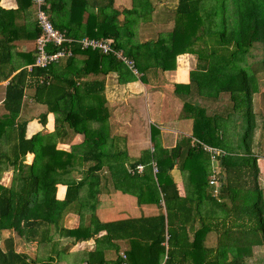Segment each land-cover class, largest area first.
Returning a JSON list of instances; mask_svg holds the SVG:
<instances>
[{"label": "trees", "instance_id": "trees-1", "mask_svg": "<svg viewBox=\"0 0 264 264\" xmlns=\"http://www.w3.org/2000/svg\"><path fill=\"white\" fill-rule=\"evenodd\" d=\"M99 1L103 4L94 9H100L102 19L94 9L87 11V0H71L66 26L54 18L61 0H46L45 9L53 26L70 38L112 39L115 50L134 60L144 82L154 83L158 73L175 70L179 55H194L189 82L175 83L173 89L181 115L191 120V135L174 147H163L159 129L151 124L154 152L147 150L129 163L125 138L113 134L119 127L109 121L105 77L116 74L120 84L135 77L132 71L115 53L83 50L75 42L64 45L72 55L29 70L34 52L13 49L15 40H36L41 33L32 1L16 0L15 9L0 6V82L7 80L0 113V176L10 170L15 175L10 185L0 183V264H51L52 259L36 261L17 251L12 236L2 239L3 230L15 231L26 243L94 238L95 248L86 257L89 264H249L254 246L264 248V188L257 165L264 156V110L255 107L256 96L264 98V84L248 56L258 50L264 72V0H175L174 8L164 7L157 15L162 23L173 21L171 30L142 43L132 40V25L138 19L151 21V0H133L122 20L113 0ZM18 17L28 22H17ZM73 25L83 32L73 31ZM15 55L21 59L19 66ZM184 74L179 70V76ZM30 99L41 109L37 120L43 128L48 114L54 115L53 131L27 136L29 119L19 116ZM209 101L222 109L208 108ZM132 117L133 128L141 127L134 120L140 122L141 116ZM77 135L81 142L74 141ZM193 138L224 151L216 193L209 183L210 156L199 142L191 144ZM27 154H33L31 163L25 162ZM153 161L156 179L150 174ZM127 163L144 164L145 173L131 175ZM175 164L189 170L194 200L178 194L169 174ZM73 170L81 177L71 180ZM127 179L138 204H154L156 214L99 220L91 201L109 181L115 190L124 184L130 189ZM61 182L67 186L63 200L56 197ZM83 187L88 188L85 200L79 195ZM76 199L80 210H90L89 217L67 229L60 220ZM203 204L209 209L202 211ZM101 231L105 233L95 237ZM208 233L216 234L214 244L207 243ZM118 241L127 243L125 257L118 253ZM54 245L52 253L60 254ZM106 247H115L114 260L105 259Z\"/></svg>", "mask_w": 264, "mask_h": 264}, {"label": "crops", "instance_id": "crops-1", "mask_svg": "<svg viewBox=\"0 0 264 264\" xmlns=\"http://www.w3.org/2000/svg\"><path fill=\"white\" fill-rule=\"evenodd\" d=\"M61 1L63 2V6L60 10H56L54 12L55 14L54 18L58 24L66 26L68 24L70 17L71 0H61ZM98 1L87 0L88 3L87 11L93 10L94 6L97 5L99 6L103 4L100 1L99 2ZM151 3L153 5L151 21L146 22L141 19L136 20L135 23L137 25H135V27L137 28V31L133 32V35L131 36L132 40L135 37V35L141 36V38H138L140 43L148 40H156L157 37L159 36V33H161V30H159V26L162 27V30L167 29L168 31H170L171 28L173 27V21L168 23H162L158 20L157 15L159 13H163L162 9L164 7L174 8L176 6V1L151 0ZM0 6L8 10V9H15L17 7V4H16V0H0ZM132 6H133V0H113V8L120 11V16H119L120 20L124 18L125 11L130 10ZM134 6H136V4ZM96 11L98 12V14L100 13V16L98 15L99 19H102L103 15L100 12V9L99 11L95 10V12ZM86 14L87 12H85L83 22H85ZM27 18L28 20L31 21L29 17ZM17 22L23 23L28 21H26L24 17H18ZM73 28H74L73 31L77 32L78 34L83 32L82 31L83 28L81 26L77 27V25H73ZM34 44H35V40H15L14 41L15 47L13 49V52H21V51L34 52ZM188 56L186 55L178 56V62L180 57L185 59V60L183 59L184 60L183 64L186 66L185 67L186 70L181 69V71H186V74L177 77L175 80L174 79L170 80V77H172L171 75L174 74V72H177L172 70V71H164L163 73L160 74L158 73V76L155 79L156 81L154 83L153 82L148 83L147 80L146 82H142V83L140 82V84H142L144 88V91H143V98L141 99L139 105V109H141V107L144 105L146 114L145 116L143 115V113L140 114L141 115L140 122H138L139 120L137 118L134 119L135 122L140 123L139 125H141V127L136 126L137 128H133L134 125L132 123L133 113L135 115L136 114L138 115L136 109L133 106L134 102L132 98L133 97L132 89L126 88L127 90L125 89V91H121L120 87L118 86L119 83L117 82V75L113 73L106 75L107 77L105 78L107 79L106 83L108 84V86L105 92H106V98L108 100V106L111 109V115L109 121L113 126L118 125L119 127V129L117 128L113 129V134L125 138L124 142L127 143L125 144L127 148V155L130 158L129 163L135 162L147 150L151 153L154 152V145L152 144L149 135L151 124L155 125L159 129L160 131L159 140H160V144L163 147H167V148L174 147L181 140L182 137H188L191 135V120L181 115L182 105L180 104L178 99L175 98V95L173 93L175 83H188L190 80L191 68L188 65L189 60L188 59L186 60V57ZM15 57H16L15 59H18L17 55H15ZM20 60L18 59L14 61L16 63L15 64L16 66H19L21 64ZM179 65L180 64H178V66ZM179 69L180 68H178L177 70ZM176 76L178 75L176 74ZM181 78H183V81H181ZM6 83L7 80L0 82V113L4 112V109H2L3 108L2 100L4 97V90ZM128 102H129V109L126 108ZM164 102H166V104H164ZM30 106H33L34 108L32 99L24 103L19 119H23L27 117L26 116L27 114H24V110L26 107H30ZM125 116H130V119H126ZM27 118L29 119L28 130L30 131L31 124H33L31 123L32 120L34 119L37 120V118H32V119H30L29 117ZM50 121L52 124V128L46 132H51L54 129V115L52 113L48 114L47 116V124L50 123ZM257 134L259 133L257 132ZM27 136L29 137L31 135H27ZM76 137L79 139L76 140L75 139ZM76 137L74 138V141L81 142L82 140L81 136L77 135ZM191 144H192V140H191ZM207 153L210 156V153L209 152ZM27 156H32L31 158L33 160V154H27ZM261 159H264V156L260 157L257 160V165H258V161ZM261 161H263L262 164H264V160ZM210 163L212 165L211 175H210L211 177L214 169L219 168V171H221V168L219 165L220 163L219 161L215 162L211 160ZM138 164H142V163H137L136 165ZM136 165L130 166V164L128 163L126 164L127 171L131 175L142 174L144 172L145 166L144 164H142L143 170L141 173H137V172L131 173L130 169H134ZM151 165H152V169L150 174L156 179L155 176L157 171L153 170L154 165L156 166L155 161H153ZM103 172L106 173V170L104 169ZM73 173L75 174L74 177L76 179L81 177V174L79 173L78 170H73ZM259 173H260V168H259ZM169 174L171 175L173 182L177 187L178 194L181 197H189L192 198V200H194L195 196L190 195L192 194V186L189 181V170H181L179 166L175 164L173 168L170 170ZM262 175H264L263 171H261V174L258 175L259 185L260 182L262 183V185L264 184ZM222 176L224 175H221V177ZM126 182L128 183L130 189H127V185L124 184L126 188H124V185L121 186L120 188L123 190V193H121L122 191L121 189H119L121 191L111 190L112 184L111 181H109L107 185L104 188H102V192L98 194V196L91 201L93 203V206L95 207L96 203L94 202L96 199H98L97 200L98 204L95 207L94 214L99 220L103 222H107V221L119 220L124 218H130V217H139L142 214L144 215L156 214L158 210L156 208L157 206L155 207L154 204H149V203L141 204V205L138 204L136 198L137 194L134 193L135 196H133L131 195L132 192H130L132 190L130 186V183L132 181L128 182L127 179ZM60 188H61V194L58 195ZM66 190H67L66 184H64V182L59 183L57 185L56 197L60 200H63L66 194ZM128 190H130L129 193L125 192ZM87 194H88L87 187H83L79 192V195L80 197H82V200H85V196L87 197ZM160 195H162V193H160ZM88 200L90 199L88 198ZM77 202H79V199H76L73 202V204H71V207L65 211L64 215L62 216V219L60 220L61 226L67 229H72L77 227L81 221L87 220V218L89 217L90 210L87 208V206L82 207V209L80 210L81 204H78ZM160 203L163 206L164 203L162 200ZM84 205H86V202H84ZM200 207L202 211H205L206 204H203ZM68 214L73 215V217L67 216ZM74 216H76L79 220L77 224L74 223ZM196 227L197 226H195V228ZM3 231H9L7 232L8 235H6V237L12 236L14 239L17 238L18 240H22L23 243L28 245L35 244V246H39V250L40 247L43 248L46 247L47 253L36 254L37 256L40 255V257L33 256L32 258L38 261V260H46L47 258L52 257V259L50 260L51 264H89L86 261L87 253L89 251H93L95 248L94 238L77 241L74 240L73 238L64 236V237H59L60 240L53 238L51 240H45L44 242H39V243L38 242L26 243L21 237L17 236L15 231L13 230H3ZM104 233H105L104 231H101L98 234H96L95 237H99ZM14 234L16 235V237ZM214 236H216V234ZM212 237H213L212 233H208L206 237L207 243L208 240H210ZM54 243H57V247L60 250V254L58 255H56L55 252L52 253L51 248L55 246ZM117 243L120 248L118 253L122 255V257H125L124 254L122 253L124 251L123 249L127 247L126 241H118ZM15 249L17 250L16 246ZM103 250H104V257L105 259H107V261H112L116 258L117 252L115 251V247L113 248L106 247L103 248ZM27 254L30 255L29 252Z\"/></svg>", "mask_w": 264, "mask_h": 264}, {"label": "built area", "instance_id": "built-area-1", "mask_svg": "<svg viewBox=\"0 0 264 264\" xmlns=\"http://www.w3.org/2000/svg\"><path fill=\"white\" fill-rule=\"evenodd\" d=\"M37 22L41 28L40 35L36 38L34 44V62L27 66V69L32 67H47L50 64H54L60 61L61 58L72 55V50L65 48V43H78L83 50H100L103 53L113 52L115 55L123 61V63L132 71L135 76L141 75L138 71L133 59L128 58L122 54L121 50H115L112 47V39L110 38H70L63 31L57 30L49 17L48 12L45 9L46 0H31ZM199 142L203 150L210 153L211 160L220 162L219 156L224 154V151L208 146L198 139L193 138L192 144ZM143 165L138 164L134 169H130L131 173H141ZM154 171H157L156 166L153 167ZM219 168L214 169L212 176L210 177L209 183L213 186V191L216 193L219 189Z\"/></svg>", "mask_w": 264, "mask_h": 264}, {"label": "rangeland", "instance_id": "rangeland-1", "mask_svg": "<svg viewBox=\"0 0 264 264\" xmlns=\"http://www.w3.org/2000/svg\"><path fill=\"white\" fill-rule=\"evenodd\" d=\"M135 25H137V24H133L132 25L133 32L137 31V28L135 27ZM159 30H161V32H163V33L168 31L167 29L162 30V27H160V26H159ZM138 38H141V36L135 35V37L133 38V41L139 42ZM182 55H186V56L189 55L188 57H186V60L187 59L189 60L188 61V65L190 66L191 70L194 69L195 63H196V57L194 55L188 54V53L187 54H182ZM250 55H253V56L251 57ZM248 56H249V59L251 61H254V62H252L251 69L253 71H255V72H261L260 80H261V83L264 84V72H263V69H262L261 65L259 64V61H258L259 56H260V52L258 50H256V49H253V50H251V53ZM183 59L184 58L180 57L179 62L177 61V64H180L179 66H177V69L180 68L179 70H181V69L186 70L185 69L186 66L183 64V61L185 59L184 60ZM177 69L174 70V71H177V72H174V74L171 75L172 77H170V80H172V79L175 80L177 77H179V70H177ZM140 74L141 75L135 76L134 78L129 79V81H127V82H123V83L118 84V86L120 87L121 91H125L126 88L127 89H132V91H133V94H132L133 97L132 98H133V102H134L133 106L136 109V112L138 113L139 117L141 116L140 114H142V113H143L144 116L146 114L144 105L141 107V109H139V105H140L141 99L143 98V91H144V88H143L142 84H140V82L141 83L144 82L141 79L143 77V74L142 73H140ZM176 74L178 76H176ZM140 79H141V81H138ZM179 80H180V78H179ZM181 81H183V78H181ZM209 102L210 103H209L208 108H210V107L214 108L215 107L214 109H216V110L222 109L221 105L215 106V105L212 104L211 101H209ZM164 104H166V102H164ZM206 104H208V103H206ZM255 107H256V111L257 112H260V111L264 110V98H263L262 94H258L256 96ZM126 108L129 109V102L127 103ZM40 111H41L40 108H36V107L33 108V106H30V107H26L25 108L24 114H27L26 116L29 117L30 119H32V118H37V116H38ZM133 116H135L134 113H133ZM125 118L126 119H130V116H125ZM31 123H33V124H31L30 131L28 130L27 135H32L33 133L37 132L38 129L43 131V132H46V131H48L49 129L52 128L51 121L44 128L41 126V124L36 119L32 120ZM75 139L78 140L79 138L76 137ZM31 157L32 156H26L25 157V162L26 163H30L32 161ZM261 160H264V159H261ZM261 160L258 161V165H259V168H260V173L259 174H261V171H263V173H264V164H262L263 161H261ZM68 176H69V178L71 177V179H72V177H74L75 174L72 172V174H69ZM13 177H15V175H14V173L11 170L2 172L1 176H0V183L3 184V185H10L11 179ZM262 179L264 180V175H262ZM263 185L260 182V186L262 188H264ZM119 189H121V188L118 187V189L116 191H121L122 190V189L121 190H119ZM111 190L115 191V186L114 185H112ZM125 192L129 193V191H125ZM121 193H123V190L121 191ZM60 194H61V192H58V195H60ZM131 195L135 196V194H133V193H131ZM59 197H61V196H59ZM97 204H98V201L96 203V206H97ZM206 209H209L207 205H206ZM219 210L220 209H218L217 213H216L218 215L220 214L218 212ZM70 215L71 214H68L67 216L73 217V215H71V216ZM78 222H79L78 218L76 216H74V223L77 224ZM7 232H9V231H2L1 232L2 239H3V237H6V235H8ZM214 235H215V233H212L213 237L210 240H208V244H214L215 237H216ZM15 237H16V235H15ZM14 240H15V246H16L17 250L18 251H24L26 253L29 252V254H30L29 257L31 259H33L32 258L33 256L34 257H40V255L37 256L36 254L47 253L46 247L45 248L40 247V250H39V246H35V244L28 245V244L23 243L22 240H18L17 238H15ZM47 250H48V248H47ZM33 253H34V255H33ZM247 262L249 264H264V248H263V246H260V245L254 246L253 255H252V257H250L247 260Z\"/></svg>", "mask_w": 264, "mask_h": 264}, {"label": "water", "instance_id": "water-1", "mask_svg": "<svg viewBox=\"0 0 264 264\" xmlns=\"http://www.w3.org/2000/svg\"><path fill=\"white\" fill-rule=\"evenodd\" d=\"M221 178L224 180V178H225V177H224V176H222Z\"/></svg>", "mask_w": 264, "mask_h": 264}]
</instances>
